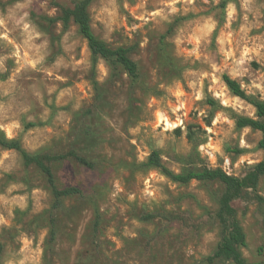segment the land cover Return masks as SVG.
Instances as JSON below:
<instances>
[{
  "label": "rangeland",
  "instance_id": "obj_1",
  "mask_svg": "<svg viewBox=\"0 0 264 264\" xmlns=\"http://www.w3.org/2000/svg\"><path fill=\"white\" fill-rule=\"evenodd\" d=\"M72 1L0 0V137L48 155L58 186L81 189L52 208L42 171L0 146V264H233L206 260L223 184L143 163L157 150L174 172L241 176L263 158L261 132L235 122L255 108L222 79L264 100L263 0H92L93 32L130 48L135 79L102 58L93 68L77 25L47 20ZM232 204L243 257L264 264V174Z\"/></svg>",
  "mask_w": 264,
  "mask_h": 264
},
{
  "label": "trees",
  "instance_id": "obj_2",
  "mask_svg": "<svg viewBox=\"0 0 264 264\" xmlns=\"http://www.w3.org/2000/svg\"><path fill=\"white\" fill-rule=\"evenodd\" d=\"M92 0H73L71 6H63L56 4L59 8V15L56 17H46L49 22L60 21L62 26L66 27L71 21L77 25L78 31L86 40L87 46L92 55L93 68L98 58L104 59L113 68L121 66L123 71L132 79L138 76L137 63L129 56L130 48L127 46H110L107 42L100 39L92 30L88 5ZM264 2V0H263ZM224 84L228 90L242 99H245L255 108V116H237L235 122L238 127H250L261 132L258 146L263 150V158L252 165L243 175L235 176L225 173L220 167L202 166L199 168H191L185 171L174 172L169 169L162 161L157 150H152L146 157L144 165L156 168L172 181L179 183H188L191 180L198 181H220L224 188L218 198V206L215 211V218L219 225V241L214 251L206 257L208 263L215 260L225 259L233 264H263L260 261L246 260L240 247L244 246L245 234L242 226L237 218L236 208L232 202L235 199L247 200L252 197L256 191L258 179L264 174V100L247 95L240 84L227 74L222 75ZM97 88V83L94 82ZM208 102L214 104L213 99ZM190 136V134H188ZM0 146L8 149L17 150L25 164H34L46 177V181L50 187L53 196L52 208H58L61 205L62 197L81 194V189L75 185L60 187L55 181L54 173L49 165L48 155L39 153H31L25 150L17 139H8L0 137ZM71 156L76 162L86 166L93 167V163L86 157L70 151L61 156ZM153 213L144 215V218L150 219L155 217ZM50 236H54V217L49 218ZM1 251V246H0Z\"/></svg>",
  "mask_w": 264,
  "mask_h": 264
}]
</instances>
